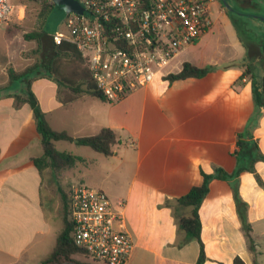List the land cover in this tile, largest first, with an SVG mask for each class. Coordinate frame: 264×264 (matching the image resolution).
Wrapping results in <instances>:
<instances>
[{
  "label": "crops",
  "instance_id": "1",
  "mask_svg": "<svg viewBox=\"0 0 264 264\" xmlns=\"http://www.w3.org/2000/svg\"><path fill=\"white\" fill-rule=\"evenodd\" d=\"M239 1L231 0L234 6ZM254 1L239 8L264 4ZM234 16L244 18L229 14L226 23L211 18L210 30L183 48L149 86L113 103L85 93L73 96L52 78H41V87L52 91L35 98L52 130L73 138L105 128L115 135L109 156L65 141L53 145L81 159L65 172L71 185L84 184L113 201L124 200L125 228L133 240L125 264H195L198 244L184 239L175 220L189 215L190 209L175 200L200 185L201 172L212 173L214 167L234 170L236 134L247 125L264 155V118L255 111L251 92V82L264 77L258 72L264 68V23H238ZM184 62L213 69L201 78L164 79L179 72ZM246 68L253 79L243 82ZM10 85L8 81L3 88ZM15 96L8 92L0 100V264H39L61 229L51 217L57 211L51 180L58 177L48 168H35L32 159L41 156L42 149L33 112L25 102L15 107ZM254 170L260 184L249 172L209 183L198 209L203 264H233L235 257L244 264H264V162H256ZM233 182L247 204L252 252L236 215Z\"/></svg>",
  "mask_w": 264,
  "mask_h": 264
},
{
  "label": "built area",
  "instance_id": "2",
  "mask_svg": "<svg viewBox=\"0 0 264 264\" xmlns=\"http://www.w3.org/2000/svg\"><path fill=\"white\" fill-rule=\"evenodd\" d=\"M76 1L83 13L69 12L63 32L50 36L55 44L68 43L80 54L96 90L109 103L149 86L212 25L213 0ZM13 8L11 0H0V28ZM260 113L264 118V107ZM124 208V200L113 201L102 190L71 186V237L86 259L99 264L127 262L133 240L125 228Z\"/></svg>",
  "mask_w": 264,
  "mask_h": 264
},
{
  "label": "trees",
  "instance_id": "3",
  "mask_svg": "<svg viewBox=\"0 0 264 264\" xmlns=\"http://www.w3.org/2000/svg\"><path fill=\"white\" fill-rule=\"evenodd\" d=\"M32 1L36 2L37 0ZM52 8H54L52 3L48 4L42 1L38 7L37 19L45 17ZM23 37L36 42L39 61L19 73L11 69L8 70V81L9 84L15 81L25 84V96H15L14 99L15 107L25 102L33 112L35 129L39 136L40 147L42 149L41 156L32 159L35 168L37 170L48 168L53 174H56L57 172L73 168L77 162L81 161L78 157L55 149L53 145L55 141H65L77 146H84L104 156L111 155V147L116 142L113 131L105 128L101 129L96 135L76 138L69 136L65 132L54 131L40 111L37 100L31 91V82L33 79L30 77L45 74L48 78H52L57 86L68 89L73 96L85 93L103 100L102 96L96 90L95 84L91 80L80 54L68 43L61 42L55 44L51 36L41 29L24 34ZM261 51L262 55H264V40L261 42ZM212 69L213 67L211 66L198 68L184 62L179 72L168 74L164 79L168 82H173L186 78H201L211 72ZM250 73L251 70L246 68L240 80L244 77L253 79ZM251 92L255 111H258L261 107H264V77L258 83L251 82ZM72 99L69 98L63 101V104L70 102ZM248 128L249 125L236 134L235 150L233 151L235 168L231 173H227L219 167H214L212 173L209 174L201 172L202 181L200 185L191 187L185 195L175 200L177 206L190 209L189 215L175 216V220L178 230L184 233V239L186 241L195 240L198 244V256L195 264H203L206 260L203 244L200 240L201 223L198 216V209L208 193L209 183L212 180L231 181L237 178L242 172L252 173L256 181L259 184L261 183L254 170V164L256 162H264V155L260 153L256 142L252 140ZM231 188L233 190L236 215L247 242V249L252 252L251 226L246 218L247 204L239 198L235 182L231 184ZM57 191L61 203L60 218L62 227L56 236L53 249L39 264H91L76 258L79 255L84 257V254L74 245L71 237L72 223L69 219L68 195L60 187H57ZM233 264L244 263L239 257H235Z\"/></svg>",
  "mask_w": 264,
  "mask_h": 264
},
{
  "label": "rangeland",
  "instance_id": "4",
  "mask_svg": "<svg viewBox=\"0 0 264 264\" xmlns=\"http://www.w3.org/2000/svg\"><path fill=\"white\" fill-rule=\"evenodd\" d=\"M11 2L14 4L13 11L0 28V100H3L8 92L16 96H25V84L23 82L15 81L11 83L9 88H3L8 84V70L11 69L19 73L39 61V56L36 51V42L34 40H27L23 35L37 29L43 30L48 35H52L56 32H63L66 16L70 12L67 9H59L54 6L45 17L37 19L38 7L42 2L41 0H37L36 2L32 0H11ZM227 2L233 9L234 4L231 0H227ZM254 2L257 3L258 0ZM210 8L211 18L214 19L215 22L216 19L220 20V22L222 21V23L228 22L226 11L219 4L217 6L211 4ZM235 8L242 10L245 14V16H243L244 18L234 16L238 23L244 21L249 25L258 23L262 25L260 21L254 19L252 16L264 17V4L258 7H248L244 9ZM227 28L229 30V24ZM258 72L260 74L264 73V68L259 69ZM30 78L33 79L32 82L36 80L33 88L31 87L34 96L36 95L37 97L43 98L51 93V87L45 90L41 87V83L45 81L41 80V78L49 79L45 74L36 75L35 77L31 76ZM246 78L247 77L242 78L243 80L241 79V81H246ZM255 81L256 83L259 82V80ZM65 172L66 171L57 172L55 175H57L58 178L51 180V189L55 197V205H57V211H52L51 217L56 220L61 227V203L57 187H60L68 195L72 186V182L65 178ZM53 201L54 200H52V205L54 204ZM76 258L87 263L91 262L88 258L85 260L86 258L81 255L76 256Z\"/></svg>",
  "mask_w": 264,
  "mask_h": 264
},
{
  "label": "water",
  "instance_id": "5",
  "mask_svg": "<svg viewBox=\"0 0 264 264\" xmlns=\"http://www.w3.org/2000/svg\"><path fill=\"white\" fill-rule=\"evenodd\" d=\"M52 4L59 8V9H67L70 12H74L77 14H82L83 13V9L81 7V5L76 1V0H51ZM223 6L229 10L230 12H235L237 13L234 9H232L230 7V5H228V3L225 0H221ZM239 14V13H238ZM239 15H244L245 14H239ZM254 19L264 23V17H260V16H252Z\"/></svg>",
  "mask_w": 264,
  "mask_h": 264
},
{
  "label": "flooded vegetation",
  "instance_id": "6",
  "mask_svg": "<svg viewBox=\"0 0 264 264\" xmlns=\"http://www.w3.org/2000/svg\"><path fill=\"white\" fill-rule=\"evenodd\" d=\"M225 1L227 2V0H225ZM247 1H248V0H240L239 3H236V4H235V7L239 8V7L242 6V5H247ZM213 3H214L216 6L219 4L222 8H224L225 11H226V15H228V16H229V14L237 15V14L239 13V11H237V9H235V7H234L233 9H234L237 13H235V12H230V13H229V10L226 9V8L223 6L221 0H213V1H212V4H213ZM227 3H228V2H227ZM228 5H229V3H228ZM239 14H240V13H239ZM239 14H238V15H239Z\"/></svg>",
  "mask_w": 264,
  "mask_h": 264
}]
</instances>
